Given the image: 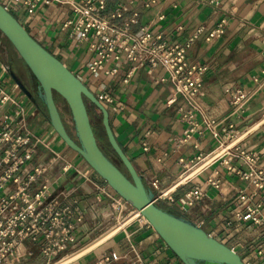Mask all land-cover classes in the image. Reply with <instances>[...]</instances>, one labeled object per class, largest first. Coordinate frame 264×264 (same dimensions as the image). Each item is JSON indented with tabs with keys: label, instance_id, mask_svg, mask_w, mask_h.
Here are the masks:
<instances>
[{
	"label": "crops",
	"instance_id": "obj_1",
	"mask_svg": "<svg viewBox=\"0 0 264 264\" xmlns=\"http://www.w3.org/2000/svg\"><path fill=\"white\" fill-rule=\"evenodd\" d=\"M132 1L124 13L128 17L137 13L132 31L149 25L152 34H161L176 42L184 41L198 27L202 26L205 34L221 19L226 20L220 37L206 42L204 34L200 35L187 52L190 60L205 67L197 94L201 108L198 120L207 118L218 122V136L204 131L185 139L186 125L176 111L180 95L169 80H161L168 76L161 66L145 63L131 71L134 64L122 59L105 64L116 67L111 75L105 74L102 67L90 74L87 65L93 50L87 44L75 46L68 32L61 28L65 19L74 18L67 6L40 5L28 14L22 3H18L11 13L97 98L108 97L110 101L100 99V102L108 111L115 139L152 194L156 191L148 182L158 181L159 189L166 196L160 201V207L197 224L233 249L246 264H264V254L257 252L258 244L264 240V226L235 218L238 193L250 192L252 185L236 173L242 159L228 154L235 147L264 151V85L241 111L234 113L228 93L236 88L250 89L255 84L254 78L264 79V0H155L147 7L143 6L144 0ZM5 2L0 0L1 4ZM115 2L108 0L107 13L113 10ZM20 65L26 68L14 47H8L0 39V94L7 95L0 109V126L5 111H21L16 132L29 133L31 140L38 141L22 172L46 166L32 189L48 179L52 201L65 205L77 199L84 214L81 241L50 263L77 253L103 236L99 243L65 264H93L111 252L118 259L107 264H184L143 217L137 215L119 223L122 215L116 214L109 203L120 196L79 154L57 139L47 115L17 85L15 78L29 92L33 90L31 80L16 70ZM230 125L234 133L227 137L225 131ZM65 164L70 165L67 171L63 170ZM195 186L202 196L187 205L185 193ZM13 188L14 185H9L7 190ZM115 227L118 228L113 230ZM27 246L33 248V256L13 264H43L45 259L38 247L32 243H26ZM25 247H19L18 251L23 252Z\"/></svg>",
	"mask_w": 264,
	"mask_h": 264
},
{
	"label": "built area",
	"instance_id": "obj_2",
	"mask_svg": "<svg viewBox=\"0 0 264 264\" xmlns=\"http://www.w3.org/2000/svg\"><path fill=\"white\" fill-rule=\"evenodd\" d=\"M132 2L116 0L113 10L109 13L106 12L108 0H6L2 5L11 12L14 5L22 3L23 10L28 14L40 5L57 3L67 6L74 14V18L65 19L61 28L68 32L75 46L87 44L93 50L94 55L87 65L90 74L97 73L102 67L105 74L111 75L115 73L116 67L105 64L119 62L122 59L135 65L131 71L137 65L145 63L150 66H161L168 73V76L161 80H169L180 95L176 111L186 125L183 130L185 139L194 133L200 135L204 131L218 136L216 129L218 122L207 118L198 120L201 108L197 94L202 85L205 67L187 56L195 40L204 34V28L198 27L182 42L172 41L161 34H152L149 25H143L134 32L131 26L137 22V13H132L130 17L124 16L128 4ZM154 2L155 0H144L143 6L147 7ZM225 26L226 20L221 19L215 27L205 32V41L210 42L220 37ZM254 82L255 84L248 90L236 88L228 91L233 113L241 111L248 100L264 85V79L254 78ZM98 99L109 100L106 95ZM6 101L7 95L0 94V109ZM20 113V110L5 111L0 126V264H13L33 256V248L25 247L26 243L36 245L40 256L45 259L43 264H49L81 241L84 214L77 199L65 205L52 201L48 179H43L32 189V184L42 176L46 166L39 165L28 173L22 172V167L35 152L38 141L31 140L29 133L20 135L16 132L15 124L19 122L17 118ZM233 133V127L230 125L225 134L230 137ZM228 154L242 159L243 162L236 173L252 185L250 192L243 190L238 193L235 218L264 226V158H262L264 151L259 153L235 147L233 151H228ZM199 158L198 156L197 159ZM225 163L228 164L227 161ZM69 168L70 165L63 166L65 171ZM228 168L230 169L231 165ZM209 181L215 185L213 180ZM148 183L156 191L152 194V199L157 204L166 197L165 193L159 189L156 179ZM9 185H14L11 191L7 190ZM201 196V190L195 186L185 193V202L192 205ZM109 206L116 214L122 215L131 205L119 197L118 200L112 199ZM126 214L130 215L131 210ZM19 247H25V250L19 252ZM257 252L264 254V240L258 244ZM116 259L118 255L111 252L103 254L93 264H107Z\"/></svg>",
	"mask_w": 264,
	"mask_h": 264
},
{
	"label": "water",
	"instance_id": "obj_3",
	"mask_svg": "<svg viewBox=\"0 0 264 264\" xmlns=\"http://www.w3.org/2000/svg\"><path fill=\"white\" fill-rule=\"evenodd\" d=\"M0 32L14 47L38 83L37 97L43 101L49 123L58 137L79 154L122 199L139 210L140 215L184 264H246L233 249L210 236L197 224L153 202L152 193L145 187L141 176L115 139L106 107L61 60L37 42L1 3ZM15 80L22 91L35 102L36 98L29 90L16 78ZM54 92L68 105L75 138L65 128L54 100ZM85 99L101 112V123L108 144L127 173L115 165L99 147Z\"/></svg>",
	"mask_w": 264,
	"mask_h": 264
},
{
	"label": "rangeland",
	"instance_id": "obj_4",
	"mask_svg": "<svg viewBox=\"0 0 264 264\" xmlns=\"http://www.w3.org/2000/svg\"><path fill=\"white\" fill-rule=\"evenodd\" d=\"M0 39H4V42L7 43L8 47H9V45H11L10 42L7 40V38L1 32H0ZM8 57H10V54H8ZM16 70L22 76L28 77L31 80V83H32L31 86H32L33 90H30V92L32 94H34L35 91H38V83L36 82L35 78L30 73V71L28 70L27 67L24 69L20 65V67L18 69H16ZM53 96H54V100H55L56 106L58 107V110H59V113L61 115L63 123L68 127V129L70 130L72 135L75 137L74 123H73V120H72V117H71V113H70V110L68 108V105H67L66 101L57 92H54ZM85 104H86L89 120H90V123H91V126H92V129H93V132H94V135L96 137V141H97L98 145L103 150V152L107 155V157L115 165H117L124 173H127L125 167L119 161V159L117 158V156L115 155V153L113 152V150L111 149V147L108 144V141H107V138H106V135H105L102 123H101V112L89 100H86ZM51 130L53 131V133L57 137V139H59V141L63 142L58 137V135L56 134V132L53 130L52 127H51ZM157 205H159V206L161 205L160 201L157 202ZM129 207H130L129 210H131V214L128 215V214H126L127 211L126 212L124 211V213L122 214V216L119 219V221H120L119 223L120 224L126 222L127 220H129L132 217H135L137 215L142 217L140 215V213L136 212V209L134 207H132V206H129ZM50 264H52V263H50Z\"/></svg>",
	"mask_w": 264,
	"mask_h": 264
},
{
	"label": "bare ground",
	"instance_id": "obj_5",
	"mask_svg": "<svg viewBox=\"0 0 264 264\" xmlns=\"http://www.w3.org/2000/svg\"><path fill=\"white\" fill-rule=\"evenodd\" d=\"M145 185H146V184H145ZM136 212L140 213L139 210H137V209H136ZM111 228H112V227H111ZM117 228H118V227H115V228H113V230H116ZM102 238H103V236L100 237V238H98L97 240H95L94 242H92L91 244H89L88 246H86L85 248L81 249V250L78 251L77 253H74V254H72V255H70V256H67V257H64V258H62V259H60V260H57V261H55V262L52 263V264H65V263L68 262L71 258H73V257H75V256H78V255H80L81 253H84L86 250H88L89 248H91V247H93L94 245H96L97 243H99V242L101 241Z\"/></svg>",
	"mask_w": 264,
	"mask_h": 264
},
{
	"label": "trees",
	"instance_id": "obj_6",
	"mask_svg": "<svg viewBox=\"0 0 264 264\" xmlns=\"http://www.w3.org/2000/svg\"><path fill=\"white\" fill-rule=\"evenodd\" d=\"M36 104L38 105V107L47 115V111H46V108H45V105H44V103H43V101L39 98V97H37V99H36ZM85 102H86V99H85ZM65 125V124H64ZM65 128H66V130H67V132H68V134L71 136V137H73V138H75L73 135H72V133L70 132V130L68 129V127L65 125ZM100 147V146H99ZM102 150V149H101ZM103 151V150H102ZM164 209V208H163Z\"/></svg>",
	"mask_w": 264,
	"mask_h": 264
},
{
	"label": "flooded vegetation",
	"instance_id": "obj_7",
	"mask_svg": "<svg viewBox=\"0 0 264 264\" xmlns=\"http://www.w3.org/2000/svg\"><path fill=\"white\" fill-rule=\"evenodd\" d=\"M36 93H34L33 95L37 98V91H35Z\"/></svg>",
	"mask_w": 264,
	"mask_h": 264
}]
</instances>
